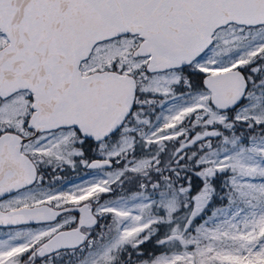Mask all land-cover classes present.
<instances>
[{
	"label": "snow or ice",
	"instance_id": "snow-or-ice-1",
	"mask_svg": "<svg viewBox=\"0 0 264 264\" xmlns=\"http://www.w3.org/2000/svg\"><path fill=\"white\" fill-rule=\"evenodd\" d=\"M0 228V264H264V0H0Z\"/></svg>",
	"mask_w": 264,
	"mask_h": 264
},
{
	"label": "flooded vegetation",
	"instance_id": "flooded-vegetation-1",
	"mask_svg": "<svg viewBox=\"0 0 264 264\" xmlns=\"http://www.w3.org/2000/svg\"><path fill=\"white\" fill-rule=\"evenodd\" d=\"M91 158L95 159L98 157L93 156ZM94 171L95 170H90L83 166H78L76 169H72L71 167H65L64 169L56 171L54 173L51 170H49L47 178L45 180V186L67 190V188L72 186L73 184L82 183L83 181L88 180L89 177L92 176L91 174H93ZM53 175L58 176L61 179L49 185L48 180H50ZM73 214H77V213H73ZM30 226L35 228V227H39L40 225L33 223ZM3 231H7V228H0V232ZM37 264H42V262L38 261Z\"/></svg>",
	"mask_w": 264,
	"mask_h": 264
},
{
	"label": "rangeland",
	"instance_id": "rangeland-1",
	"mask_svg": "<svg viewBox=\"0 0 264 264\" xmlns=\"http://www.w3.org/2000/svg\"><path fill=\"white\" fill-rule=\"evenodd\" d=\"M91 175H93V174H91ZM92 178V176L91 177H89V179H91Z\"/></svg>",
	"mask_w": 264,
	"mask_h": 264
}]
</instances>
